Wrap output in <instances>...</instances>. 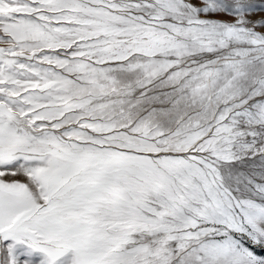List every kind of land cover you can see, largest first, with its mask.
Here are the masks:
<instances>
[{
	"label": "snow or ice",
	"instance_id": "obj_1",
	"mask_svg": "<svg viewBox=\"0 0 264 264\" xmlns=\"http://www.w3.org/2000/svg\"><path fill=\"white\" fill-rule=\"evenodd\" d=\"M0 264H264V0H0Z\"/></svg>",
	"mask_w": 264,
	"mask_h": 264
}]
</instances>
